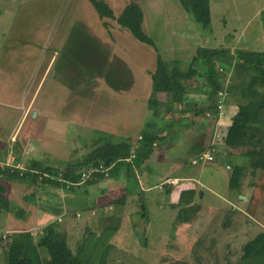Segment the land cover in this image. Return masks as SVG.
Wrapping results in <instances>:
<instances>
[{"label": "crops", "instance_id": "1", "mask_svg": "<svg viewBox=\"0 0 264 264\" xmlns=\"http://www.w3.org/2000/svg\"><path fill=\"white\" fill-rule=\"evenodd\" d=\"M104 1L113 11V1ZM131 1L143 10L142 29H154L158 36L153 38L143 29L153 44L136 38L115 18L100 17L90 0H63L61 15L57 22L55 17L50 19L55 24L49 28L52 33L65 35L63 47L43 45L40 41L45 32L40 29L39 41L21 43L19 37V42L0 48V253L5 254L6 242L14 234L28 231L36 236L48 224L65 237L78 234L76 246L88 235L82 234L88 228L93 230L95 243L107 242L118 234L129 233L137 240L151 236L164 226L163 219L172 221L171 211L183 207L179 203L182 191L187 204H200L202 187H207L192 168L207 160L226 159L225 167L231 172L236 165L242 166L239 185L234 189L229 186L231 173L227 184L236 195L241 186L251 188L241 197L246 203L264 196L258 188L264 180V168L250 166V155L264 157V146H229L224 142L233 122L264 129L260 119L254 121L249 112L239 114L241 109L264 114V104H259V95H250L251 88H247L253 69H239L235 59L238 50L264 51V3L257 11L262 21L253 23L256 45L248 48L237 47L238 39H226L228 45L223 44L225 37L216 36L210 27L199 34L196 44L194 30L188 34L186 28L190 20L174 0H167L177 9L173 14L168 7L155 12L161 15L157 28L155 15L150 24L144 6L138 0ZM121 10L117 14L113 11L114 15ZM73 17L82 23H74ZM174 18L181 20L177 27L165 24ZM110 19L118 26L110 27ZM237 30L234 26L233 32ZM130 35L136 42L130 43ZM199 47L220 49L215 59V67L221 72L218 89H226L228 94L219 119L206 115L207 111L216 112L218 89L212 91L215 83L205 75V61H192ZM157 54L181 72L172 91L154 92L152 73ZM78 82H88L97 89L96 98H91L93 90L78 93ZM154 93L156 106L149 102ZM116 115L120 118L115 121L117 125ZM68 126L73 129L67 134ZM145 138H151L148 147ZM104 139L128 140L135 156L130 161L124 157L113 161L107 175L93 172L90 181L78 185L67 186L43 174L56 173L68 163L80 161L92 149L78 152L82 144L89 147L97 140L95 146ZM211 146L215 147L213 157L202 158ZM246 175L248 179L243 182ZM167 178L175 181L158 188L157 184ZM200 210L199 206L196 213H189L186 224L175 230L177 235L181 228L192 226L191 220ZM156 211L164 217L155 216Z\"/></svg>", "mask_w": 264, "mask_h": 264}, {"label": "rangeland", "instance_id": "2", "mask_svg": "<svg viewBox=\"0 0 264 264\" xmlns=\"http://www.w3.org/2000/svg\"><path fill=\"white\" fill-rule=\"evenodd\" d=\"M111 1H113L111 3L113 11L117 14L121 10V7L131 0ZM138 1L146 9L149 23L153 21L152 16L156 14V11L165 10L168 7V10L173 14L177 10L174 4L167 0ZM174 1L178 3L179 7L186 13L188 20H190L186 28H188V34L194 30L192 37L196 44L200 38L199 34H205V31H208L207 28L210 27L216 36L221 35V37H225L222 42L225 45H228L226 39H238L237 43H240L237 47L247 45L246 47L249 48L256 45V29H254L253 23L255 24L257 21L261 22L263 19L262 14L257 13V11L262 7L264 0H211L212 14L210 26L208 27H203L200 23L196 22L182 8L178 0ZM62 5H65L63 0H0V32L5 31L3 36L0 35V48L8 47V43L19 42V37L21 43H24V41H27V43L29 41L35 42V39L39 41L40 29L47 35L42 34L40 42L43 45L48 47L51 44L64 45L65 35L56 34V31L52 33L53 29H49L52 27V24H55L53 21L54 17L56 22L59 19ZM237 14L239 16L235 17ZM179 16L181 17V15ZM160 17V14L155 15V28L159 27ZM51 18L53 19L50 20ZM72 20L74 23L81 22V19L76 17H73ZM180 23V18L165 20V24L171 27H177V24ZM115 26L118 25H116L113 19H110V27ZM234 26L237 27L238 33L233 32ZM255 28L257 27L255 26ZM144 31H147L153 38L157 37L158 39L156 33H153L154 29L150 31L145 28ZM229 34L233 38H230ZM130 38V43L136 42L135 38L131 35ZM244 39L245 42H243ZM143 43L138 44L141 45ZM53 48L50 49L51 52ZM95 85L98 86V82ZM76 90L80 94L93 90L91 98H93L92 100L96 98L95 91L97 89L93 88L88 82L77 84ZM44 91L45 86H43L41 94H44ZM246 111L249 112L251 117H255L253 118L254 121L261 120L264 116L262 113H255L253 109H241L239 114ZM33 113L34 111H32L31 115ZM118 116H115V120L113 116L116 125L117 122L115 121L120 119ZM260 120L259 122L264 125V120ZM68 129L67 134L73 128L68 126ZM91 142L92 144L89 147L88 143L82 144L78 152L80 149L88 151L93 148L97 140L94 143L93 141ZM215 143L219 144V141L216 140ZM226 161L228 160L222 158L214 161L207 160L194 165L195 167L192 168V173L196 177L198 176L207 188L202 187L204 195L202 199H199L201 210L196 214L195 220H191V227L186 226L185 228H181V233L176 234L175 230L186 224L191 212L190 209L186 210L183 207H177L174 211L176 212V216L171 211L174 215L171 218L172 221L163 219L164 226L158 228L157 232L155 230V232L151 233V236L137 240L135 236L127 233L126 235L118 234L113 239L108 238L107 242L101 240L96 249V254H94L96 256L95 261L99 264H237L244 242L252 238L257 232L264 230V196H262V200L259 199L257 202L246 203L241 197L248 195L251 188L247 186L244 189L245 185L243 189L242 186L240 187V193L234 194L227 184L228 174L231 173V170L225 167ZM73 163L76 164L78 161ZM230 163L234 164V159H230ZM79 169L81 171L82 168ZM246 179H248L247 175L243 177L242 181L244 182ZM263 181L259 184L258 188L264 194ZM140 207L141 202L138 203L139 214L142 210H140ZM246 214L250 215L251 218ZM157 215L164 217V213L156 211L155 216ZM81 230L78 229L77 232H81ZM87 233V237L92 239L93 230L88 228L87 231L83 230L82 232V234ZM36 237L37 235L34 236V238ZM77 237L78 234L76 233L65 237L67 243L73 249L76 247ZM5 262L6 256L1 252L0 264H5Z\"/></svg>", "mask_w": 264, "mask_h": 264}, {"label": "trees", "instance_id": "3", "mask_svg": "<svg viewBox=\"0 0 264 264\" xmlns=\"http://www.w3.org/2000/svg\"><path fill=\"white\" fill-rule=\"evenodd\" d=\"M195 21L203 27H208L211 21V0H178ZM100 17L106 16L115 18L123 27H127L130 32L139 40L152 43V38L142 29L143 10L134 1L128 2L115 16L110 6L104 0H90ZM220 53V49L199 47L192 58L203 59L205 62V75L215 84L212 91L215 92L220 83L218 77L221 72L215 67V59ZM236 64L239 69L251 68L253 72L247 83V88H251L252 96L259 95L258 103L264 104V51L238 50L236 53ZM193 68V67H191ZM194 69V68H193ZM176 76H181V72L175 66H171L160 54L156 57V67L152 73L153 89L157 91H172ZM237 89L244 90V87L237 86ZM247 90V89H246ZM149 99L151 105L156 106V100ZM242 94V92H240ZM245 94V92H243ZM255 101V100H252ZM142 141V140H141ZM224 142L229 146L257 145L264 146V129H258L257 125H249L241 122H233L229 125L224 134ZM146 146L151 143V138H145ZM131 145L128 140L114 141L104 139L98 142L78 163H68L62 168L65 177L77 180L80 169L103 163L109 165L121 157H126L130 152ZM250 166L252 168H264V157L255 153L250 155ZM242 166L236 165L229 178V186L236 188L239 185ZM87 178L86 181H90ZM193 195V191H191ZM193 197V196H192ZM179 203L184 209H190L191 213H196L199 205L189 203L182 191ZM98 241L89 239L87 236L73 249L65 239V235L59 232L53 224H48L41 230V233L34 238L28 231L14 234L6 242L5 264H99L95 261ZM237 264H264V230L257 232L252 238L242 245V253Z\"/></svg>", "mask_w": 264, "mask_h": 264}, {"label": "built area", "instance_id": "4", "mask_svg": "<svg viewBox=\"0 0 264 264\" xmlns=\"http://www.w3.org/2000/svg\"><path fill=\"white\" fill-rule=\"evenodd\" d=\"M228 92L226 89H218L217 90V94L215 97V108H216V112L214 113H210L209 111L206 112V115H215V117L217 119H219L221 117V115L223 114V106L225 103V98L227 96ZM140 138V136H139ZM215 150L214 146H211L210 149L208 151H206L205 153L201 154L202 158H207V159H211L213 157L212 152ZM135 156V148L131 147L129 155L124 157V159L130 161L133 157ZM7 164H9V161H6ZM111 164L109 165H104L103 163H98L94 166H90L88 168L82 169L80 174H79V178L77 180H72L71 178H67L64 176L62 170H58L56 171V173H43L44 175L53 178V179H57V180H62L63 182H65L68 185L70 184H81L84 183L87 178L93 173V172H100L104 175H107L108 170L110 168ZM22 169H25L23 166H19ZM175 179H164L162 180L160 183L157 184L158 188H162L163 184L165 183H171L174 182ZM77 215H79V213H77ZM2 237H5V235L3 234Z\"/></svg>", "mask_w": 264, "mask_h": 264}]
</instances>
